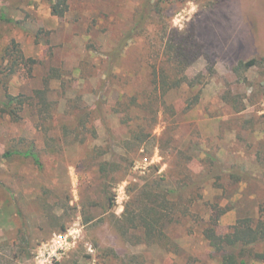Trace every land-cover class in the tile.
Here are the masks:
<instances>
[{
    "label": "rangeland",
    "instance_id": "1",
    "mask_svg": "<svg viewBox=\"0 0 264 264\" xmlns=\"http://www.w3.org/2000/svg\"><path fill=\"white\" fill-rule=\"evenodd\" d=\"M149 1L67 0L61 17L53 15L51 0H0V14L19 22L0 20V51L15 41L39 61L12 73L9 92L32 95L50 68L63 72L49 96L57 120L29 107L21 121L0 117V241H18L25 233L32 241V255L13 264H221L203 235L213 206L231 209L219 219L220 234L242 218L260 217L264 0H166L159 12H143V31L127 39ZM175 35L201 46L186 73H206V83L170 91L169 109L158 110L152 129L146 123L150 137L141 147L126 143V111L117 114L113 107L122 100L126 110L134 96L144 102L153 89L148 58ZM118 46H125L121 55L114 52ZM252 59L253 67L240 66ZM99 101L103 115L88 123L96 135L84 143L85 135L65 137L61 126L74 121L73 106ZM131 112L145 115L139 108ZM51 138L57 140L48 147ZM32 146L42 170L29 158L1 157L9 148ZM104 163H111L110 171L100 169ZM148 176H166L171 188L197 185L182 192L180 211L150 239L142 229L122 233L118 226L132 191ZM60 235L68 240L62 250L55 240ZM252 253L250 264H264L255 256L264 254V242Z\"/></svg>",
    "mask_w": 264,
    "mask_h": 264
},
{
    "label": "trees",
    "instance_id": "2",
    "mask_svg": "<svg viewBox=\"0 0 264 264\" xmlns=\"http://www.w3.org/2000/svg\"><path fill=\"white\" fill-rule=\"evenodd\" d=\"M164 2L166 0H156L154 2L151 0L146 4L143 3L141 5V21H138L136 26L129 31L127 39H132L141 33L143 29L142 22L144 20L142 16H145L144 13L146 11L150 13L153 11L159 12L161 10L160 5ZM51 8L53 15L62 17L68 10L67 0H51ZM0 20L7 23L19 24L18 21L11 19L4 12L0 14ZM168 32L166 30V34ZM175 37L176 35L168 39L167 46H160V48L154 49L148 58L152 68L151 84L153 89L146 93L144 102L140 104L138 97L134 96L131 102H127L126 110L121 109L124 106L122 100H119L113 107V112L117 114L126 111L125 118L122 120L129 127L130 136L126 140V143L131 142L133 145L141 147L146 139L150 137L148 127L150 126L152 129L157 122L158 110L169 109L165 97L170 91L180 89L183 85L194 88L206 83V73H200L193 78H190L186 73L191 65L201 56V46L195 41L189 42V39H178ZM124 48L125 46H118V49L114 50L115 54L121 55ZM0 59V117H10L12 121L16 122L21 121L27 107H29L42 117L45 115L47 119L53 120L56 118L57 120L58 114L53 109L49 96L52 92V80L62 79L63 72L58 68H50L43 80L42 88L35 89L33 94L29 96L24 94L13 95L8 90L12 73L21 65L30 68L38 64L39 61L27 58L19 43L17 44L15 41L11 45L1 48ZM256 63V59H252L244 64L240 63V66L250 68L256 65ZM211 72L214 73V70H211ZM199 99L200 93L195 96L191 104H197ZM103 104H105L104 101H99L93 106L83 104L73 106L71 115L74 117V121L69 125L64 123L61 126L64 136L75 135L76 139L85 135V138L80 140L81 143L85 142L88 135L95 136V127L92 124L88 126V123H90L96 114L103 115ZM133 108L142 109L145 113L143 118L132 116L131 109ZM147 122H149L148 127L146 126ZM56 140L51 138L50 142H48V147H51L52 142ZM1 157L9 160L14 157L29 158L39 170L43 169L41 158L35 152L34 146L28 150L9 148ZM109 165L111 163L101 164L100 169L108 172L111 170ZM112 165L115 164L112 163ZM233 178L237 177L233 175ZM193 186L197 185L182 182L180 186L171 188L166 176H148L142 185H138L132 191L130 200L119 217L118 226L122 233L130 229H142L149 239L151 237L154 238L157 234H161L164 220H170L176 211H180L183 201L182 192ZM197 195L198 197H202L201 194ZM108 200L110 205L115 203L114 197L108 198ZM215 210L218 211V214H213ZM230 210L229 207L219 209L217 206H213L212 214L203 230V235L214 249V253L220 257L221 264H250L249 258L253 254V246L264 242V203L260 206V217L257 220L252 217L242 218L232 226L229 233L220 234L217 231L219 219ZM61 229L63 231L66 230L64 225L61 226ZM24 235L18 237V241H0V264H13L17 259L19 261L32 255V249L30 248L32 244L31 236H28L26 233ZM6 249L11 250V252L5 254ZM255 256L258 260L264 261V254L257 253Z\"/></svg>",
    "mask_w": 264,
    "mask_h": 264
},
{
    "label": "built area",
    "instance_id": "3",
    "mask_svg": "<svg viewBox=\"0 0 264 264\" xmlns=\"http://www.w3.org/2000/svg\"><path fill=\"white\" fill-rule=\"evenodd\" d=\"M58 240V243L60 245V248L59 249H65V246H67L68 244V240H67V237H63V236H58L57 238H55V240Z\"/></svg>",
    "mask_w": 264,
    "mask_h": 264
}]
</instances>
